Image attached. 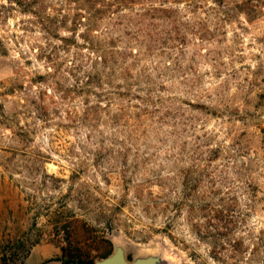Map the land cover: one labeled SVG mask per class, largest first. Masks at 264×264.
I'll return each instance as SVG.
<instances>
[{
    "label": "rangeland",
    "instance_id": "obj_1",
    "mask_svg": "<svg viewBox=\"0 0 264 264\" xmlns=\"http://www.w3.org/2000/svg\"><path fill=\"white\" fill-rule=\"evenodd\" d=\"M181 2V72L161 57L141 66L169 100L155 105L165 124L133 98L117 128V96L75 92L77 65L91 71L75 59L90 53L76 47L84 2L0 0V264H63V250L97 263L117 249L129 262L264 264V0H229L244 7L226 20Z\"/></svg>",
    "mask_w": 264,
    "mask_h": 264
},
{
    "label": "trees",
    "instance_id": "obj_2",
    "mask_svg": "<svg viewBox=\"0 0 264 264\" xmlns=\"http://www.w3.org/2000/svg\"><path fill=\"white\" fill-rule=\"evenodd\" d=\"M182 0H77V4L83 3L84 8H77L75 15L74 26L78 30L85 27L86 34L83 37L85 45L77 44V48H86L90 53L85 55L77 53L76 61H89L91 63V71H83L82 65H77V84L75 92L82 91L86 94H91L95 98H108L109 104L113 102V96H117L120 102L126 104L125 99L141 100L144 107L137 106L135 110L141 114L156 117L158 114V122L156 124H165V116H160L161 111L155 105L164 103L161 97L155 94L156 82L152 78L151 73L146 67H141L143 62L150 57H161L165 59H172L175 65L176 72H181V66L178 61L175 62L173 52L181 50L185 46L187 40L183 37L182 29L183 24L180 23L182 17V9L173 8L172 5L180 7ZM229 0H213L214 6H203L198 3V0H187V9L191 13L201 11L205 16L211 18L224 17L231 19L232 14L236 13L235 9H242L244 3L230 7ZM131 11L133 15H124L122 12ZM159 20L161 24L155 23ZM202 29H207V25L201 24ZM200 25V26H201ZM218 28L222 26L220 23ZM124 35H120V32ZM175 33V34H174ZM211 34L201 35V40ZM176 43H178L176 45ZM170 50L166 53V50ZM136 50V53L134 51ZM140 73L135 77L132 71L135 68H140ZM156 70V69H155ZM160 73V69L156 70ZM87 78L86 87L79 86L81 74ZM163 75V74H160ZM136 78V79H135ZM129 82L126 90H121V85H117V92H107L105 94L97 93V89L108 86L112 88L117 80ZM134 79L135 82L132 80ZM131 82V83H130ZM138 87V95L133 87ZM96 87V89H93ZM139 95H144L141 97ZM157 98V99H155ZM130 101V100H129ZM107 115L111 117L110 123L114 127L121 126V117L128 113L129 109H133L129 105H121L119 108L120 113L112 115L110 110L112 105L109 106ZM150 107L154 108L150 111ZM169 108V107H168ZM99 106L89 107L88 115L91 122H94L96 114L99 116ZM169 110V109H168ZM141 116V115H140ZM109 123V121H107ZM264 134V128L261 129ZM63 264H71L66 261V252L63 250ZM77 264H96L93 260L88 262L79 260Z\"/></svg>",
    "mask_w": 264,
    "mask_h": 264
},
{
    "label": "water",
    "instance_id": "obj_3",
    "mask_svg": "<svg viewBox=\"0 0 264 264\" xmlns=\"http://www.w3.org/2000/svg\"><path fill=\"white\" fill-rule=\"evenodd\" d=\"M96 264H154V261L152 259H144L129 262L125 257L124 251L122 249H117L112 256L97 262Z\"/></svg>",
    "mask_w": 264,
    "mask_h": 264
}]
</instances>
